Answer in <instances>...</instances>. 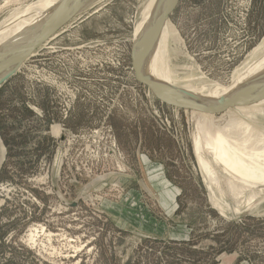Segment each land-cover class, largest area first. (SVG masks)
Returning a JSON list of instances; mask_svg holds the SVG:
<instances>
[{"label":"rangeland","instance_id":"rangeland-1","mask_svg":"<svg viewBox=\"0 0 264 264\" xmlns=\"http://www.w3.org/2000/svg\"><path fill=\"white\" fill-rule=\"evenodd\" d=\"M49 2L0 0V38ZM157 2L68 13L0 86V264H264V163L244 156L264 152V96L213 123L154 96L132 66ZM170 15L142 59L170 90L211 97L264 54V0H180ZM247 106L258 137L234 115Z\"/></svg>","mask_w":264,"mask_h":264},{"label":"bare ground","instance_id":"bare-ground-1","mask_svg":"<svg viewBox=\"0 0 264 264\" xmlns=\"http://www.w3.org/2000/svg\"><path fill=\"white\" fill-rule=\"evenodd\" d=\"M73 1L74 0H50V2H49L50 5L48 7L44 6L46 8L41 13V15H39V18L38 19H34L31 23H29L28 25L25 26V28L23 29L25 31L24 35L19 34L23 30H21L20 32H19V30H16V31L14 30V32L13 31L12 32L11 31H7V32H5L3 34V36L0 38V41H1L0 42V79L3 76H5L16 64L15 60H12V59L9 60L8 58H10L11 55L23 56L24 54H26V52L30 49V47L33 45V43H35V41L37 40V38L40 35V32L43 29V27L45 25H47L52 20V18H54V16L62 9L63 6L71 5L73 3ZM95 1H97V0H80L79 4L77 6H74V8L70 12H72L74 10H77L78 8H81V10H82L87 5H90L92 2H95ZM153 2H154V0H152V4H153ZM161 2L162 3L160 5L157 2L155 7L153 8L156 11L155 12L153 11L154 14L152 13L153 15H152L151 20L147 24L141 22V26L138 28V30H137L138 32L136 33V37H135L134 55H135V52L137 51V48L139 46L138 44L140 43L143 35L148 31V29L150 28V26L153 23H155L158 19H160L163 16V14L170 8V5L172 4L173 1L172 0H161ZM41 8H43V7L41 6ZM64 20L61 21L60 25L64 22ZM169 20H170V17H168L163 22V24L157 29L158 31L156 32V35L148 42L146 50L149 49L151 51V50L157 48V46L155 45L156 42L155 41L152 42V41L155 40L156 36L160 35V33L162 34L163 32H165V33H167L166 36H169L168 30H167L168 26H169V22H170ZM165 25H167L166 28H165ZM50 37H52V35ZM47 40L44 43H46ZM263 51H264V48H263ZM261 52H262V50L260 51V53ZM260 53L258 51H256L255 53L251 54V57H252L251 59L252 60L249 59L248 62L254 61L256 59V57H258V55ZM162 57H163V55L160 56V59H161L160 62L164 63V61H163L164 57L163 58ZM164 68L165 67L163 65H160L159 69L163 70ZM247 69H248L247 71L245 70L247 72L245 75L241 76L239 74L240 77L237 76L239 78L236 79L235 81H232L233 85H231V87H229V88H227L225 90H222L219 93H216V95H213L211 97H207V98H205L203 96L202 97H200V96L196 97V95L189 94L188 92L186 94V93H183V92L180 93V92H178V91H176L174 89H172V90H174L176 93H178L180 96H182V98H184V99H186V100H188L190 102H195L196 104H198L200 106L203 105V106L208 107L209 109H212V110L217 109V107H219L221 105H227V104H224V103L231 102L232 99H234V98L242 97L245 93H247V91H249L250 93H253V94H250V96H252L253 98H251L249 101L250 102L252 100L255 101L257 98H260V96H264V94H263L264 93V85H263L262 88L259 89L260 81L262 79H264V77H263L264 76V54L261 57H259L258 61L253 62V64L251 66L249 65V67ZM141 74H143L145 77H149L153 82H155L157 84H160V82L157 81L149 73V71L147 69V66H146V63L144 62V60L142 62V66H141ZM149 89H151V88L149 87ZM151 90L154 93H156V91L154 89H151ZM183 94H185V95H183ZM198 94H202V92H200ZM247 94H249V93H247ZM160 98L164 99L168 103H172V104L174 103V104L177 105L176 102H174V101L171 102L168 99L162 97V95L160 96ZM250 102H246V104H253V103H250ZM232 103H239V101H232ZM230 106H235V104H231ZM235 108L236 109H235L234 115L236 113H238V112L245 113V111H247L248 118L246 117V114L242 115V113H241L240 114L241 115L240 119L243 118L244 120L250 121V123H251L250 124V128L253 127L252 126V122H251V120L253 119L252 118V116H253L252 114L254 112L255 113L258 112V108L259 107L258 106H254V107L247 106L246 108H238V107H235ZM259 109H260V112L263 114V117H264V107H260ZM196 111L197 110H193V112H196ZM197 112H201V111H197ZM261 113H259L258 115H262ZM213 114L214 113L208 112V111H207V114H205V116H207L206 119H207L208 122L213 123L212 119H210V117L213 118ZM229 123L231 124L232 121H230ZM246 124H247V122L243 123V126H246ZM258 128L260 129V127L257 126V125H254V127L252 128L253 129V135H254L253 137H258V135H259V133L261 131V130L258 131ZM220 129L221 130L223 129L225 131V133H226L225 134L222 131V133L224 134L223 138H227L229 136L228 135V132L230 131L229 128L222 127V125H221ZM262 130L264 131V129H262ZM219 139H222V137H219ZM222 143H223L222 141L218 140L217 145H221ZM211 152H215V150H211ZM220 154L223 157H227L228 156L225 149H224V151H220ZM244 156L247 159V162H248L247 165H250V167H252V166L254 167V165L261 166L264 163L263 162L264 161V152H262V154H257V155L254 156V155H252V152H248L247 151V153L244 152ZM227 160H228V158H227ZM253 169H255V168H253ZM207 176H208L207 179L209 180L210 175L207 174ZM213 178H214V176H213ZM213 178H210V180H212ZM214 181H216V178H214V180L212 182L214 183ZM247 187L245 186L246 189H247ZM261 187L257 186L258 189H261ZM31 238L34 240L35 237L34 238L31 237Z\"/></svg>","mask_w":264,"mask_h":264},{"label":"water","instance_id":"water-1","mask_svg":"<svg viewBox=\"0 0 264 264\" xmlns=\"http://www.w3.org/2000/svg\"><path fill=\"white\" fill-rule=\"evenodd\" d=\"M80 0H74L73 3L71 5L68 6H63L62 9L54 16V18H52V20L43 27V29L40 32V35L38 36L37 40L35 41V43H33V45L30 47V49L26 52V54H24L23 56H15V55H11L10 58H8L9 60H15V66L5 75L0 79V86H2L4 83H6L8 80H10L12 78L13 75H15L20 68L22 67V65H24V62L31 56L33 55L39 48L40 46L52 35H54V32L56 31L57 28H59L61 21H63L65 19V17L68 15V13L74 8V6H77L79 4ZM172 4L170 5V8L163 14V16L158 19L155 23H153L150 28L148 29V31L143 35L140 43L138 44V48L137 51L133 52V73L136 77V79L140 82V83H145L147 84L151 89H154L156 91V93H154L152 90L151 92L153 93L154 96L156 97H160L162 95V97L168 99L171 102H176L177 105L182 106L184 108H191L197 111H208V112H212V113H217L221 111V108H217L216 110H212L209 109L208 107L205 106H200L198 104H196L195 102H190L184 98H182V96H180L178 93H176L174 90H170L169 88L161 85V84H157L155 82H153L151 79L149 78H144L141 74V66H142V62H143V56L145 54V50L147 47L148 42L156 35V32L158 31L157 29L163 24V22L170 17L171 13L176 9V7L178 6L180 0H172ZM4 58V57H3ZM241 99H248L250 100L251 98H253L252 96H245V98L243 97H237L232 99V101H239ZM231 102H226L224 104L230 105ZM226 105V106H227ZM0 142L2 143V140L0 138ZM3 145V144H2ZM4 154L6 153V149H3Z\"/></svg>","mask_w":264,"mask_h":264}]
</instances>
